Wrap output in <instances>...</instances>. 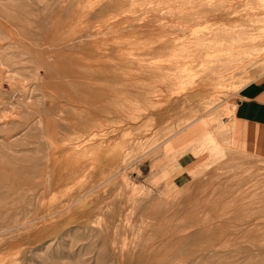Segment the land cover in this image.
I'll list each match as a JSON object with an SVG mask.
<instances>
[{
	"label": "rangeland",
	"instance_id": "1",
	"mask_svg": "<svg viewBox=\"0 0 264 264\" xmlns=\"http://www.w3.org/2000/svg\"><path fill=\"white\" fill-rule=\"evenodd\" d=\"M263 75L264 0H0V264H264Z\"/></svg>",
	"mask_w": 264,
	"mask_h": 264
},
{
	"label": "crops",
	"instance_id": "2",
	"mask_svg": "<svg viewBox=\"0 0 264 264\" xmlns=\"http://www.w3.org/2000/svg\"><path fill=\"white\" fill-rule=\"evenodd\" d=\"M233 102L235 138L246 144L255 139L264 141V131L254 126L264 127V75L242 85L236 91ZM237 131L241 132L240 136H237Z\"/></svg>",
	"mask_w": 264,
	"mask_h": 264
}]
</instances>
